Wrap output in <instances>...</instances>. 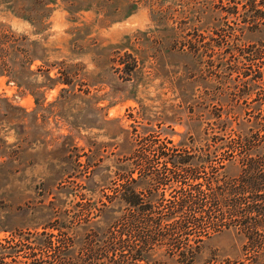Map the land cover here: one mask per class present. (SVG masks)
Wrapping results in <instances>:
<instances>
[{
  "label": "rangeland",
  "instance_id": "1",
  "mask_svg": "<svg viewBox=\"0 0 264 264\" xmlns=\"http://www.w3.org/2000/svg\"><path fill=\"white\" fill-rule=\"evenodd\" d=\"M205 1L230 24L228 11H243L244 0H0V60L26 55L20 78L0 71V264L46 257L25 239L28 230L66 225L77 241L106 227L109 219L96 214L104 193L129 177L136 189H150L138 172L163 163L159 149L213 150L218 171H236L225 146L214 147L257 101L264 109V65L251 76L244 49L252 32L232 38L233 53L214 44L208 36L216 34L197 19L200 9L210 19ZM237 59L249 73L223 66ZM216 113L227 117L223 139L213 137L221 132ZM180 185L151 186L166 200ZM189 227L175 235L196 244L190 264L252 252L231 229L198 240L201 228ZM159 246L155 257L181 264Z\"/></svg>",
  "mask_w": 264,
  "mask_h": 264
},
{
  "label": "trees",
  "instance_id": "2",
  "mask_svg": "<svg viewBox=\"0 0 264 264\" xmlns=\"http://www.w3.org/2000/svg\"><path fill=\"white\" fill-rule=\"evenodd\" d=\"M206 6L210 7V19L203 18V9H200V14L197 12V19L201 20L204 28L216 34L208 37L219 48L233 53L232 38L239 39L245 32L255 34L244 51L250 64L255 65L251 76L259 77V67L264 65V0H244L243 11L239 15L235 14L236 8L228 11L231 24L226 22V16L214 14L215 3L205 1L202 7ZM21 58L17 61L12 57L8 62L2 57L0 71L20 78L26 55ZM223 66L228 69L234 67L243 74L249 73L239 59ZM61 78L62 82H69L68 77ZM260 104L257 101L258 106L250 117L241 118L235 121L234 127H228L233 134L224 144L214 147L225 146L223 158L235 163L233 174L217 170V166L223 165L222 161L216 165L210 163L215 154L213 150L201 149L196 155H188L177 153L175 149L169 152L159 149L157 154L164 157L163 163L150 164L138 172V179L143 180L146 187L150 185V189L146 188L144 192L136 189L131 182L137 178L129 177L128 181L112 188L110 193H104L106 200L96 214H105L109 219L106 227L100 231L90 229L77 241L66 234V225L50 224L47 228L28 230L23 235L25 239L29 238L32 247L48 253L45 258L33 257L23 264H164L165 260L153 255L159 245L164 246L160 249L165 258L190 264L197 246L187 239L178 241L175 234L177 231L183 234L190 232L191 224L201 228L198 240L209 230L228 228L242 238V249L252 251L245 255L246 261L243 258H226L218 264H263L264 109ZM215 116L216 126L221 132L213 134V137L223 139L227 117L221 118L219 113ZM173 180L183 185L179 186L177 194L170 191L166 200L163 192L151 186ZM59 232L61 235H57Z\"/></svg>",
  "mask_w": 264,
  "mask_h": 264
}]
</instances>
